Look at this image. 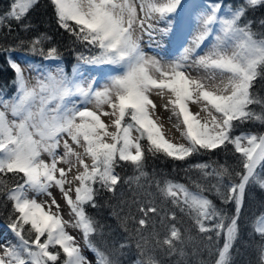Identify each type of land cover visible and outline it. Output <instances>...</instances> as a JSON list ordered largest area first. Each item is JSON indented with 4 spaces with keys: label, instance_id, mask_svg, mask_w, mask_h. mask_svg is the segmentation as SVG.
Here are the masks:
<instances>
[{
    "label": "snow or ice",
    "instance_id": "obj_1",
    "mask_svg": "<svg viewBox=\"0 0 264 264\" xmlns=\"http://www.w3.org/2000/svg\"><path fill=\"white\" fill-rule=\"evenodd\" d=\"M37 4L12 0L0 30L10 33L15 23L32 31L28 17ZM50 4L58 27L92 54L77 53L69 70L45 33L2 49L15 91L0 94V197L11 207L16 242L0 245V264H124L133 252L131 264H235L247 193L264 191V132L243 130L264 127V96L254 91L264 81V18L254 16L264 0H238L227 10L224 0ZM157 34L176 45L171 59L145 51L143 37L152 47ZM15 49L41 58L27 65L34 76L13 59ZM93 66H107L102 83L87 75ZM158 109L181 142L168 138ZM217 149L230 151L235 166L189 163L185 172L197 174L189 183L146 170L149 158L187 162ZM127 168L133 174L126 178L117 171ZM124 186L129 195L121 192L113 208L123 235L97 246L92 237L103 228L87 209ZM247 227L259 238L249 264H264V206ZM68 228L79 230L94 259ZM204 253L207 261L194 260Z\"/></svg>",
    "mask_w": 264,
    "mask_h": 264
},
{
    "label": "trees",
    "instance_id": "obj_2",
    "mask_svg": "<svg viewBox=\"0 0 264 264\" xmlns=\"http://www.w3.org/2000/svg\"><path fill=\"white\" fill-rule=\"evenodd\" d=\"M12 0H0V14L4 13L8 9ZM226 2L234 5L238 3V0H226ZM255 18L259 20L264 18V9H258L254 14ZM28 21L32 24L33 30L24 32L15 23L12 24V31L9 33L7 28L0 30V94L5 97L11 96L14 91V72L8 65V53L4 52L3 48H9L17 43L18 38L29 39L37 33H45L52 38V43L57 46L61 53V59L64 62L66 68H70L76 64L77 53H83V55H91L89 51L84 49L81 45L73 44L69 35L61 28L58 27L53 10L50 4V0H38L37 6L31 11ZM11 55H23L27 58L33 59V61L41 62L39 56H32L29 52L23 49H15L11 52ZM254 91L261 96H264V81L257 80L254 84ZM259 110V109H257ZM244 131L264 132V127L260 125H249L243 129ZM217 162L219 164L227 163L230 166H235V158L230 151H222L220 149L215 150L213 154L201 153L196 154L193 157H189L187 162L173 161L169 158H149L146 165V170L151 174L155 170L158 174H164L169 179L181 183H189V176L193 179L197 178L195 172L186 173L185 169L188 168L189 163H202ZM122 177L132 175V170L117 169ZM214 183V181H213ZM123 192L125 198L129 195L127 186L120 188L116 196L113 197L110 193H101L97 197V202L100 205L99 208H88V213L93 216L103 228V236L97 234L92 237L93 242L97 246H103L105 241L110 245L113 241L119 240L123 233L118 225L116 217L113 215V208L120 204V193ZM205 195L212 199L218 207H223L226 212L232 214L234 211L227 205H222L219 198L216 197L214 192H206ZM264 206V191L259 188H253L247 193L246 203L242 210L241 217V236L235 245L233 250V260L235 264H249V260L253 256V247L259 242V238L253 239L249 235V228L247 227L249 218L255 213L258 214ZM11 207L5 206L4 200L0 197V222L9 225L10 223ZM187 224V221H186ZM135 259L134 252L129 253L123 257L124 264H131ZM204 259L208 260L207 253H204L202 257H196L194 260Z\"/></svg>",
    "mask_w": 264,
    "mask_h": 264
},
{
    "label": "rangeland",
    "instance_id": "obj_3",
    "mask_svg": "<svg viewBox=\"0 0 264 264\" xmlns=\"http://www.w3.org/2000/svg\"><path fill=\"white\" fill-rule=\"evenodd\" d=\"M224 5H225V10H227V6H229L231 4L226 2V0H224ZM156 41H157V43H154L152 45V47H149V38L147 36L143 37V46L145 48V51L148 53V55L157 56L158 58L161 57L163 60H168L177 54L176 53V45L174 43H169V40L167 37H161L160 34H157L156 35ZM157 44L159 46H157ZM12 57H13V59L17 60V62H19L21 64V66L25 67L26 76H34L35 75L34 72H32V73L28 72L27 65L32 64L33 67H36V66L40 65L39 62L33 61V59L27 58L23 55H12ZM62 63L65 66L63 61H62ZM107 71H108L107 66H93V67H89L87 69V75L89 77L99 78L100 82L102 83L103 77H105ZM193 110H195V109H193ZM158 114L161 116V122L164 123V127L166 130V134L168 135V138L172 139L174 142H181L179 139V133H176L174 130L167 131L168 129L171 128V124L167 121L168 113L164 112L162 109H158ZM133 135H135V133H133ZM57 192H58V190H57ZM9 231L11 232L10 228H9ZM13 237H14V234H13ZM14 239H15V237H14ZM15 242H16V240H15ZM0 245H2V244L0 243Z\"/></svg>",
    "mask_w": 264,
    "mask_h": 264
},
{
    "label": "bare ground",
    "instance_id": "obj_4",
    "mask_svg": "<svg viewBox=\"0 0 264 264\" xmlns=\"http://www.w3.org/2000/svg\"><path fill=\"white\" fill-rule=\"evenodd\" d=\"M161 58V57H160ZM53 195L56 197L57 200H60V194L57 192V190L55 188L51 189ZM38 202H41L42 200L46 199L45 197H38ZM62 204V208H63V213H64V218L67 220L69 219V215H68V209L66 207V205L63 204V202L61 201ZM67 231L73 235L74 237H76L77 242L79 243L82 253L89 259L92 260L94 259L93 254L86 248V246L84 245V241H83V237L82 234L79 233V230L74 229V228H68ZM13 237L12 232L7 231V230H3L1 231L0 228V243L1 244H5V243H15V239ZM83 242V243H82Z\"/></svg>",
    "mask_w": 264,
    "mask_h": 264
}]
</instances>
